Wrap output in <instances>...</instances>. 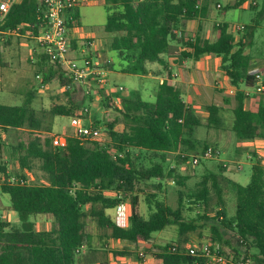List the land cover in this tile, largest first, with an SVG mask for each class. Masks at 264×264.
Returning <instances> with one entry per match:
<instances>
[{
    "label": "trees",
    "instance_id": "obj_1",
    "mask_svg": "<svg viewBox=\"0 0 264 264\" xmlns=\"http://www.w3.org/2000/svg\"><path fill=\"white\" fill-rule=\"evenodd\" d=\"M255 1V3H254ZM258 11L251 24H245L246 34L235 40L228 23L216 25L218 37L212 41L202 36L186 38L180 30L183 21L206 16L209 6L221 4L230 8H258L257 0H107L108 14L104 23L106 32L112 34L109 49L113 56L105 58L99 68L129 74L145 75L150 72L149 63L165 66L163 54L171 48V42L182 44V56L199 59L204 54H216L222 58V69L237 87L234 96V120L232 130L238 141L264 138V79L259 71L251 68L252 59L245 48L251 43L256 25L264 16ZM260 4V3H259ZM80 6L72 11L70 26L81 25ZM46 27L45 8L42 0H20L10 7L0 29V41L10 42L11 32L36 39ZM91 39L86 38L85 41ZM79 39L73 38L72 48L79 49ZM37 64L43 74L40 87L56 75L68 102H56L51 107L33 105L36 89L26 91L20 104L0 103V130L26 131L27 141L11 145L19 162L15 175L10 171V160L5 158L0 139V190L10 197V209L18 214L21 225L0 218V264H81L84 247H93L92 229L97 227L101 250L107 247L109 238L127 241L136 246L134 251L113 250L115 256L134 255L142 260L141 243L150 242L154 232L176 225L178 236L165 244H154L153 254L158 264H215L208 257L193 255L188 250L191 232L209 226L212 241L230 243L235 239L244 254L254 264H264V163L256 157L250 182L243 185L225 175L227 167L218 164L219 172L206 169L202 179L189 186L188 174L179 172L182 164L192 162L195 156L201 161L216 158L200 157L210 147L209 143L195 136L196 127L205 125L222 128L225 124L222 106L211 103L205 106V120L193 105L188 104L181 89L167 79L157 86L155 99H144L137 91L116 98L108 95L100 84L105 110L104 130L108 140H96L91 136L69 134L61 146L54 145L49 136L57 115L74 116L77 107L73 91L77 83L64 75L50 57L39 52ZM45 61L49 64L46 68ZM242 83L261 91L256 111L245 105L248 94ZM90 93V92H89ZM92 93L90 97L92 100ZM229 99H227L228 101ZM97 127V126H96ZM214 147V146H213ZM121 154V155H120ZM172 154V155H171ZM41 174L28 178L26 172ZM225 184L220 182V177ZM14 177V180H9ZM169 183L179 185L177 205L166 199ZM236 199L233 214L228 211L224 188ZM108 192L113 193L109 195ZM213 192H215V203ZM143 197L148 214L140 213L139 202ZM130 202L129 226L124 227L112 219L106 210L125 201ZM214 215L211 216V211ZM185 211L197 212V217ZM47 215L53 219L49 229H39L32 218ZM90 226H93L90 230ZM214 248V245L211 244ZM218 251L226 257L221 248ZM227 264L239 259L240 251Z\"/></svg>",
    "mask_w": 264,
    "mask_h": 264
},
{
    "label": "rangeland",
    "instance_id": "obj_2",
    "mask_svg": "<svg viewBox=\"0 0 264 264\" xmlns=\"http://www.w3.org/2000/svg\"><path fill=\"white\" fill-rule=\"evenodd\" d=\"M107 0H91L90 2H85L80 5V21L81 25L77 27L74 32L73 38L81 39L79 43L84 42L83 38H79L80 35H92L95 37V40L99 43V47L102 51L101 62L104 61L105 58H110L113 56V52L109 49V43L112 38V34L108 33L104 29V23L107 18L108 11L105 7V3ZM258 1V9H240V8H230L227 10H223V8L218 7L216 3L215 10L213 15H209L210 21L213 22L219 21L222 23H228L231 31L235 34V40H239L246 33L245 29L237 30L238 25L251 24L253 22V18L257 15V11H260L263 8V0ZM260 3V4H259ZM214 19V20H213ZM14 39L9 42L12 47L7 50L5 54V60L8 62L9 66L0 67V79L3 81L0 83V103L5 104H20L24 101L27 83L33 88H36L38 92V96L35 98L34 106L37 108L45 107L49 108L56 102H68L66 95L60 86V78L56 75L49 83H47L44 87H40L41 78L37 77V74H43L42 70H40L39 65L37 64L39 52L41 49L39 48V44L36 39L29 37H21L15 38V35H12ZM20 39V40H19ZM1 44V43H0ZM80 45V44H79ZM34 48H38L39 52H35L32 54ZM249 49V54L252 58V63L260 64L262 60H264V16L260 19L259 24L256 25L254 30V35L252 36V42L247 46ZM73 55L76 57L80 56L81 53L79 49H73ZM37 58V59H36ZM96 57L94 56V60ZM19 60V61H18ZM18 61V63H17ZM45 66L47 68L49 62L45 61ZM78 63L82 64L83 59H78ZM115 70L107 71L103 75L104 78V86L108 95H111L116 98V103L119 101V93L115 96L112 94L110 89H114L115 81L117 82V87L122 85L125 87L128 94L132 92H139L144 99L154 100V93L151 89L153 86V80L148 77H142L137 74H126L120 80L116 79ZM21 76V77H20ZM42 76V75H41ZM262 77V76H261ZM25 79V80H23ZM264 79V77H263ZM77 86L73 91V98L78 103V107L76 109L75 114H79L83 117V121L89 125L93 124L94 126L101 127L106 130L105 125V110L106 108L103 105L102 95L100 94V84L98 85L96 82V77H83L81 80L76 81ZM32 89V88H31ZM261 90L255 88V94L261 97ZM15 90V91H13ZM25 92V93H24ZM92 93V100L90 97V93ZM124 92V90H123ZM116 94V92H115ZM118 96V97H117ZM233 117V113L230 110H225L224 118H225V129L218 130L216 128H207L205 125H200L196 127L195 136L202 141H206L211 146H215L214 140L220 144L221 154L217 158L207 159L201 161L197 166H193L192 162L184 163L180 166L179 172L182 174H188L189 178L187 182L189 186H194L197 182L202 179L203 172L208 170H213L219 172L218 164L222 163V159L227 158V154L223 151H226L230 148V137H229V129L227 130V126L231 124V120ZM72 116L67 115H57L53 120V132L49 134V136L53 137L54 145L61 146L62 144L58 142L59 137H65L69 134L74 133V126ZM0 139L2 142H5L7 146L3 147V153L5 158L10 160L9 169L15 175L16 172L20 170V165L18 160H16L12 150L11 145H16L20 139L23 141H27L29 139V134L26 131L17 132L15 130L10 131L9 133H5L0 130ZM104 141L105 139H96ZM263 143L264 141L261 140ZM264 150V144L262 147ZM172 155V154H171ZM243 168L236 169L234 162H230L228 169L226 170V174L241 184H248L251 179L252 174V166L254 161L246 158V155L241 159ZM35 171L26 172L28 178H34L37 175L41 174L38 171L37 165H35ZM220 177V182L225 184V181ZM178 189L179 185L176 183H169L167 185L166 190V199L173 206L177 205L178 199ZM226 203L228 207V211L230 214H233L236 209V199L232 192L228 191L227 187L224 188ZM214 201L216 194L213 192ZM144 200V198H143ZM145 207V204H141V209ZM10 197L8 194L1 192L0 190V215H4L1 218L10 220L13 224L21 225V221L18 218V214H12L10 212ZM116 210V209H115ZM146 211V209H145ZM144 212V211H143ZM110 213H114V210H111ZM186 215L190 214L191 216L197 217V212L185 211ZM214 211H211V216L214 215ZM32 220L36 223L37 228L39 229H49L53 225V220L46 215H38ZM93 226L89 228L92 229ZM169 228V227H168ZM161 231L154 232L153 237H156L160 234ZM212 233L210 232L209 226H204L199 228L197 231L191 232V241L193 243H202L208 242L213 244L214 247H220L221 250L228 254L231 259L236 256L235 249L240 251L239 257L244 254V247H241L240 244L233 239L230 243L221 242L215 243L212 241ZM149 254V253H148Z\"/></svg>",
    "mask_w": 264,
    "mask_h": 264
},
{
    "label": "crops",
    "instance_id": "obj_3",
    "mask_svg": "<svg viewBox=\"0 0 264 264\" xmlns=\"http://www.w3.org/2000/svg\"><path fill=\"white\" fill-rule=\"evenodd\" d=\"M246 5L240 9L248 8ZM215 9H216L215 5L211 4L209 6L206 16L183 21L181 28L180 30H177V33L179 34L183 33L186 38H195L200 35L212 41L216 40L219 34L218 30L216 29V25H219L222 22L215 21L214 19H213L214 20L213 22L210 21L211 16L209 17V15H213L214 13L213 10ZM229 30L231 31L230 26H229ZM9 35L11 36L15 35V38H19L17 36L26 37V36L20 35L17 32H11L9 33ZM79 38H83V40H85L86 38L92 39L94 42V46L92 50L93 49L99 50L98 52L100 54V59H101L102 51L98 45L99 43L95 40L94 36L80 35ZM13 39L14 38L11 37L10 41ZM6 40H7L6 37H2V41H0L1 43L0 44V67L9 66L8 62L5 60V54L7 50L12 47V45L11 43L9 44V42L6 45H4V41ZM80 40L78 41L79 48L81 47V43H79ZM171 45L172 46L169 49V51L163 54V59L165 60V66L158 62L149 63L148 67L150 69V72L148 74H145V75L137 74L139 76L148 77L153 80L154 84L153 86H151V89L154 93V97L156 94L157 86L160 83H162L165 79H167L168 73H169L171 77L170 81L176 84L181 89L184 100L188 104L193 105L196 108L197 113L201 115L204 120L208 114L205 109V106L211 103H217L222 106L221 113H222L223 118H224L225 110H230L233 113V108L235 106L234 96L237 91V87L231 84L229 76L226 75V73L222 69L221 67L222 58L216 54H204L199 59H194L191 57L186 58L182 56V48H183L182 44L171 42ZM38 50H39L38 48H34L32 51V54H34L36 51L39 52ZM245 53L249 54V49L247 47L245 48ZM251 68H253V70L255 71H259L262 76L261 78L263 79L264 60H262L260 64L252 63ZM126 74H129V73H122L119 71H115L114 76L116 77L117 80L118 79L120 80ZM2 81L3 80L0 79V83ZM114 84H115L114 89H110L112 91V94H114L115 96L118 93H119L118 94L119 96L128 95V91L125 92L126 90L125 87H124V92H123V90L118 89L116 81ZM121 86L122 85H120L119 87ZM26 88H27L26 91L31 90V88L32 90L36 89V88H33V86L29 87L28 83H27ZM241 89H243L248 94V97L246 98V101H245L246 107L248 109L256 111L260 104V96L254 95L256 92L254 86H246L245 83H242ZM38 92L39 91L37 90L35 98L38 96ZM35 98L33 101V105L35 102ZM227 99L229 100L227 101ZM233 120H234V113H233V117L231 120V124L229 125V127L227 126V130L229 129V133H230L229 134L230 148L226 151H223L225 154H227V158L222 159V164L226 166L228 169L230 162H234L236 169H242L243 165H242L241 159L244 156V154L246 155L247 159L254 161L256 158L253 154L254 152L257 154L258 158L262 159L264 163V150H262L264 143L261 141V140L264 141V138H255L253 140L238 141L235 136V133L232 130ZM224 122L226 123L225 118H224ZM207 128H212V127H207ZM225 128L226 127L223 126L222 128H219L218 130H224ZM52 132H53V128H52ZM213 141L215 143L214 148L218 149L221 154L222 151L220 149V144L217 142V140H214V138H213ZM225 175L228 176L226 172H225ZM228 177L237 181L236 179L230 176ZM108 194L113 195V193L111 192H108ZM142 203L145 204V207L143 208V210L141 209ZM124 205H125V210L127 211V216H118L116 207L107 209L106 213L112 219L116 220L124 227H127L129 226V223H130L129 218H128L129 213H130V202L127 200L125 201ZM111 210H114V213H110ZM139 210L141 214H143L144 216H147L148 209H147V205L145 201L143 200V197L140 198ZM10 212L12 214H16L15 211L13 210H10ZM48 217L51 218L50 216ZM91 231L94 235L93 236L94 249L87 248V247H84L82 249L81 256H80L81 264H158L160 260L153 254V252H151L154 249L153 247L154 244H165L169 241L175 240L178 236V230H177L176 225H171L169 226V228L167 227L161 230V233L158 234L156 237H153L150 242L141 243L139 245L138 247L139 249H144L148 251L149 253L147 254V257L145 260H139L134 255L115 256L112 253L113 250L127 249L129 251H134L136 249V246H134L133 243H129L127 241H120V240H116L113 238H109L107 241L108 242L107 247L110 251L104 253L101 250L102 241L97 236L98 234H100L98 233L100 232V229H98L97 227H94ZM191 240H190V243H192Z\"/></svg>",
    "mask_w": 264,
    "mask_h": 264
},
{
    "label": "built area",
    "instance_id": "obj_4",
    "mask_svg": "<svg viewBox=\"0 0 264 264\" xmlns=\"http://www.w3.org/2000/svg\"><path fill=\"white\" fill-rule=\"evenodd\" d=\"M20 0H0V29L4 21L6 13L9 11L12 4ZM91 0H42L45 8L46 27L42 29L36 40L42 52L46 53L53 63H56L68 77H73V80L79 81L83 77H98L99 82L105 83L102 78L106 73L105 70L99 68L101 65L99 50L93 49V40H88L82 43L80 47L81 55L76 57L73 55L72 40L77 27L72 28L70 21L74 19L73 9L85 2ZM255 3V1H254ZM221 7V4H217ZM244 29V25H238L237 30ZM94 56L96 59L94 60ZM78 59H83V63L79 64ZM38 77H40L38 75ZM261 78V73H258ZM45 85L42 84V87ZM119 90H124V87H119ZM74 134L79 137L91 136L93 139H109V135L101 127H96L93 124L87 125L83 121V117L79 114L72 116ZM65 137H59L58 142L63 144ZM121 155V154H120ZM220 151L212 146L208 147L200 157H218ZM199 157L195 156L193 164L198 163ZM9 180H14L10 177ZM118 216H127L124 203L117 207ZM4 217V215H2ZM0 215V218L2 217ZM188 250L193 255L208 257L212 263L227 264L232 261L231 257H226L218 251V247H211L208 242L190 243ZM142 260H145L147 254L142 251L140 253ZM234 264H254L251 257H240Z\"/></svg>",
    "mask_w": 264,
    "mask_h": 264
}]
</instances>
